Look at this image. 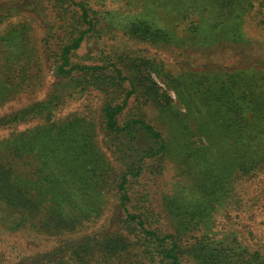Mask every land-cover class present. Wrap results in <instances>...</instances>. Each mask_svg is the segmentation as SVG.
Here are the masks:
<instances>
[{
	"label": "trees",
	"instance_id": "1",
	"mask_svg": "<svg viewBox=\"0 0 264 264\" xmlns=\"http://www.w3.org/2000/svg\"><path fill=\"white\" fill-rule=\"evenodd\" d=\"M23 93L0 233L59 241L0 264H264V0H0Z\"/></svg>",
	"mask_w": 264,
	"mask_h": 264
},
{
	"label": "rangeland",
	"instance_id": "2",
	"mask_svg": "<svg viewBox=\"0 0 264 264\" xmlns=\"http://www.w3.org/2000/svg\"><path fill=\"white\" fill-rule=\"evenodd\" d=\"M149 50H147L148 52ZM152 55H157L159 59H161L162 56H160L158 53H156L155 50H151L148 52ZM46 93V86L36 94V98H42L45 96ZM33 98V97H32ZM31 100V97L27 93H23L22 95L18 96L17 98L7 102L6 104L2 105L0 107V117L3 115L9 114L14 110H17L18 108H21L24 104H26L28 101ZM96 101L95 99L93 100ZM82 106L81 101L73 102L70 105L65 106L60 112L58 116H64L69 114L72 111L79 110ZM25 128H28L27 125H17L15 127H6L0 129V140L9 137L12 133L15 131H21ZM264 216V208L263 209H256V212H252V214L249 216V221H254L255 216H257L258 224L259 226L261 223H259L261 219L259 216ZM225 219V218H224ZM223 219V220H224ZM244 223V221L242 222ZM247 225L248 222H245ZM262 226V225H261ZM96 228V225L94 223H91L87 225L82 232H89ZM79 234H81L79 232ZM68 236H65L64 238H67ZM59 239L55 237H48L46 235L42 234H34V233H26L22 234L20 232L13 233V235H9L7 233H0V253L1 254H8L10 255V250H22L23 252L34 254L38 252H45L50 250L52 247L58 244ZM7 262V261H3Z\"/></svg>",
	"mask_w": 264,
	"mask_h": 264
}]
</instances>
